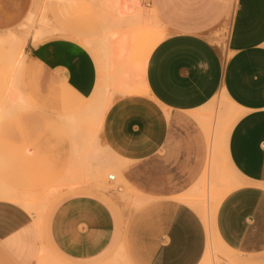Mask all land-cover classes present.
<instances>
[{
	"label": "crops",
	"instance_id": "obj_1",
	"mask_svg": "<svg viewBox=\"0 0 264 264\" xmlns=\"http://www.w3.org/2000/svg\"><path fill=\"white\" fill-rule=\"evenodd\" d=\"M14 2L0 0V31L21 18ZM148 6L164 37L137 62L143 94L96 114L109 166L142 196L140 205L83 187L81 175L78 187L43 196L71 177L67 119L84 105L97 107L98 88L87 50L47 42L32 52L42 70L29 98L35 111L23 115V128L0 130V264H38L45 254L92 264L116 250L130 264H264V0ZM221 95L240 115L216 146L240 180L209 230L203 200L191 196L204 184L216 139L203 125L204 108ZM16 198L35 200L24 206ZM214 242L224 251L218 263L207 256Z\"/></svg>",
	"mask_w": 264,
	"mask_h": 264
},
{
	"label": "rangeland",
	"instance_id": "obj_2",
	"mask_svg": "<svg viewBox=\"0 0 264 264\" xmlns=\"http://www.w3.org/2000/svg\"><path fill=\"white\" fill-rule=\"evenodd\" d=\"M21 3L22 11L20 0L12 3L16 6V17L21 18L0 31V130L23 128V115L35 111L29 98L34 89H38V80L41 82L42 70L32 61V52L37 47L59 40L87 50L94 59L98 74V88L92 102L97 107L87 108L84 105L79 112L68 117L72 145L71 177L44 192L43 196L50 193L56 198L78 187L81 175L83 187L103 194L113 192L114 196L106 197H115L125 202V206L129 204L130 208L137 207L142 196H134V191L127 188L118 170L109 166V161L113 159L101 145L96 114L100 108L120 97L143 94L137 62L150 53L147 47L149 37L157 42L164 37L148 0H120L117 5L113 0H21ZM222 34L225 38L220 46L224 49L226 28L217 38ZM204 110L207 117L202 118L203 125L209 127L210 134L216 131L218 145V139L224 137L229 127V116L238 118L240 112L229 107L222 95L210 101ZM221 147L223 145L213 150L211 157L208 155L204 184L198 186V196H191L203 200L210 229L219 203L238 187L234 180H240L229 166ZM104 158L108 159L107 163H103ZM109 175L116 179L110 181ZM34 200H30L32 205ZM40 202L36 203L38 210ZM209 251L208 261L214 259L216 263L219 262L218 256L224 253L215 242ZM42 258L38 264H68L47 257V254ZM92 264L130 263L120 250H116Z\"/></svg>",
	"mask_w": 264,
	"mask_h": 264
},
{
	"label": "bare ground",
	"instance_id": "obj_3",
	"mask_svg": "<svg viewBox=\"0 0 264 264\" xmlns=\"http://www.w3.org/2000/svg\"><path fill=\"white\" fill-rule=\"evenodd\" d=\"M119 1L120 0H113V2L117 5L118 3H119ZM65 34H67V32L65 33ZM157 40H155V39H153L152 37H149L148 38V40H147V47H148V49L150 50V52H151V50L157 45ZM220 46V45H219ZM222 97H223V100H225L228 104H230L229 103V101H228V99L225 97V96H223L222 95ZM102 107H105V106H102ZM100 111H101V108L99 109ZM105 110V109H104ZM98 113V112H97ZM100 114V113H99ZM98 115V114H97ZM101 115V114H100ZM98 118V117H97ZM100 118V117H99ZM231 118V119H230ZM229 119H230V123H229V127H227V129L226 130H229L231 127H232V125L234 124V122H235V120H236V118H234V116H229ZM97 120V119H96ZM97 124V123H96ZM99 125V124H98ZM226 132V134H227V131H225ZM217 148V146H216V140L215 139H211V154H210V157L213 155V150L215 151V149ZM17 200H19L24 206H29V204H30V201L27 199V198H16ZM203 214V218H204V221L206 222V225H207V227H208V229L210 230V225H209V221H208V218L206 217V215L204 214V213H202ZM209 255V247H208V251H207V256Z\"/></svg>",
	"mask_w": 264,
	"mask_h": 264
},
{
	"label": "built area",
	"instance_id": "obj_4",
	"mask_svg": "<svg viewBox=\"0 0 264 264\" xmlns=\"http://www.w3.org/2000/svg\"><path fill=\"white\" fill-rule=\"evenodd\" d=\"M108 179H109V180H113L114 177H113L112 175H109V176H108Z\"/></svg>",
	"mask_w": 264,
	"mask_h": 264
}]
</instances>
